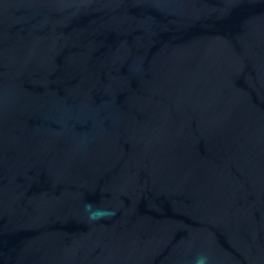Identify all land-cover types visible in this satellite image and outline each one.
Segmentation results:
<instances>
[{
    "label": "water",
    "instance_id": "obj_1",
    "mask_svg": "<svg viewBox=\"0 0 264 264\" xmlns=\"http://www.w3.org/2000/svg\"><path fill=\"white\" fill-rule=\"evenodd\" d=\"M199 255L264 264V0H0V264Z\"/></svg>",
    "mask_w": 264,
    "mask_h": 264
},
{
    "label": "clouds",
    "instance_id": "obj_2",
    "mask_svg": "<svg viewBox=\"0 0 264 264\" xmlns=\"http://www.w3.org/2000/svg\"><path fill=\"white\" fill-rule=\"evenodd\" d=\"M84 211L87 213V218L90 222L110 219L114 215L113 210L96 206L93 202L89 201L84 203ZM195 264H208V257L205 255L197 256Z\"/></svg>",
    "mask_w": 264,
    "mask_h": 264
}]
</instances>
